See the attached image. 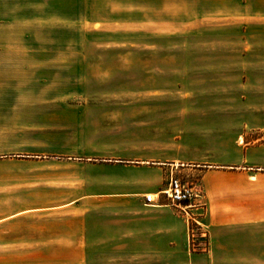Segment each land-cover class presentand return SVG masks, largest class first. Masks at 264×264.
<instances>
[{"label": "rangeland", "instance_id": "1", "mask_svg": "<svg viewBox=\"0 0 264 264\" xmlns=\"http://www.w3.org/2000/svg\"><path fill=\"white\" fill-rule=\"evenodd\" d=\"M242 3L0 0V153L33 147L56 97L87 112L84 134L168 156L204 205L168 203L169 247L10 249L9 264H208L214 166L264 144V34L244 26L264 30V4Z\"/></svg>", "mask_w": 264, "mask_h": 264}, {"label": "crops", "instance_id": "2", "mask_svg": "<svg viewBox=\"0 0 264 264\" xmlns=\"http://www.w3.org/2000/svg\"><path fill=\"white\" fill-rule=\"evenodd\" d=\"M242 2L246 14L264 4ZM252 18L264 13L253 10ZM47 100L53 106L32 118L41 128L35 145L0 153V264H9L10 249L169 247L178 215L163 196L145 205L144 195L159 196L167 185L170 158L153 146L139 149L135 139L84 134L87 112ZM241 158L214 166L207 184L208 264H264V144L246 147Z\"/></svg>", "mask_w": 264, "mask_h": 264}, {"label": "built area", "instance_id": "3", "mask_svg": "<svg viewBox=\"0 0 264 264\" xmlns=\"http://www.w3.org/2000/svg\"><path fill=\"white\" fill-rule=\"evenodd\" d=\"M160 196H163L168 203H171L181 210H185L189 206L199 207L200 209L204 208L198 194H196L187 183L173 175L169 176L167 185L160 191L159 196L153 194L144 195L145 205L160 204L158 199Z\"/></svg>", "mask_w": 264, "mask_h": 264}]
</instances>
